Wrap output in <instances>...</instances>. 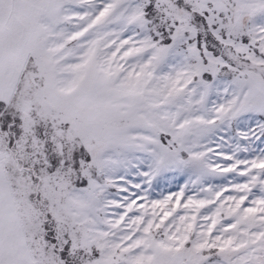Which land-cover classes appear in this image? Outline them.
Returning a JSON list of instances; mask_svg holds the SVG:
<instances>
[{
  "label": "snow or ice",
  "instance_id": "6c2138e0",
  "mask_svg": "<svg viewBox=\"0 0 264 264\" xmlns=\"http://www.w3.org/2000/svg\"><path fill=\"white\" fill-rule=\"evenodd\" d=\"M0 264H264V0H0Z\"/></svg>",
  "mask_w": 264,
  "mask_h": 264
},
{
  "label": "rangeland",
  "instance_id": "374dc122",
  "mask_svg": "<svg viewBox=\"0 0 264 264\" xmlns=\"http://www.w3.org/2000/svg\"><path fill=\"white\" fill-rule=\"evenodd\" d=\"M173 190H176L175 186H173Z\"/></svg>",
  "mask_w": 264,
  "mask_h": 264
}]
</instances>
